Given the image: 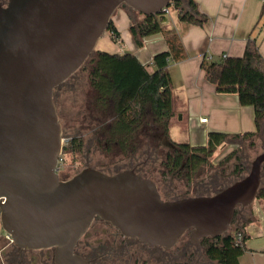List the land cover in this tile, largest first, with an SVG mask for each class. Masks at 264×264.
Segmentation results:
<instances>
[{"label":"water","instance_id":"1","mask_svg":"<svg viewBox=\"0 0 264 264\" xmlns=\"http://www.w3.org/2000/svg\"><path fill=\"white\" fill-rule=\"evenodd\" d=\"M170 2L0 0V225L21 251L52 249L55 264H89L75 247L98 218L165 251L189 232L200 253L201 239L226 234L235 209L254 202L264 150L246 175L209 196L165 200L133 168L108 174L87 166L59 178L54 90L86 62L117 9L156 15Z\"/></svg>","mask_w":264,"mask_h":264},{"label":"trees","instance_id":"2","mask_svg":"<svg viewBox=\"0 0 264 264\" xmlns=\"http://www.w3.org/2000/svg\"><path fill=\"white\" fill-rule=\"evenodd\" d=\"M167 9L174 10L182 23L202 26L206 22L193 0H171ZM130 17L128 32L137 47L142 46L144 38L160 34L167 50L153 56V71L149 72L147 66L131 53L110 54L94 49L77 71L85 72L89 91L82 113L66 123L69 132L65 131L67 141L62 146L58 172L64 171L63 156L67 153L73 159L92 150L104 155L113 153L115 159L126 162V168H133L137 174L153 180L165 200L209 196L246 175L252 160L245 149H253L259 142L264 150V59L256 42L248 40L241 57L211 60L204 55L201 62L206 81L217 93L236 94L241 106L253 108L255 131L241 134L210 132L203 146L171 142L173 148H164L159 136L168 137L169 121L173 116L168 66L188 55L180 35L174 29L164 27L168 21L167 13L144 16L132 12ZM105 31L113 40L119 38L112 20ZM57 114L63 124L58 111ZM227 146L232 150L214 163L217 151ZM120 170L124 169L118 168L112 173ZM254 203L264 205V164L254 202L243 209H235L226 234L201 239L199 253L186 232L174 248L162 254L159 264H168L167 253L178 245H183L182 254L187 255L190 262H176L178 257H175L170 259V264H239L243 253V228L255 220ZM184 240L185 244H180ZM152 249L155 248H148ZM195 254L196 260L191 262Z\"/></svg>","mask_w":264,"mask_h":264},{"label":"crops","instance_id":"3","mask_svg":"<svg viewBox=\"0 0 264 264\" xmlns=\"http://www.w3.org/2000/svg\"><path fill=\"white\" fill-rule=\"evenodd\" d=\"M206 18L202 26L182 23L174 15L164 24L181 37L187 58L168 66L172 90V112L168 139L174 128L187 133L188 144L203 146L207 134L222 132L241 134L255 131L254 111L251 106H241L236 94H219L208 83L201 68L204 55L211 60L220 57H241L246 42L254 40L264 59V0H193ZM132 13L117 9L111 20L119 34L111 54L131 53L148 71L152 72V58L167 50L160 34L150 35L137 47L128 32ZM138 19H140L138 17ZM206 119L202 123L200 119ZM195 142H192L193 138ZM255 220L243 228V253L239 264H264V205L254 203Z\"/></svg>","mask_w":264,"mask_h":264},{"label":"rangeland","instance_id":"4","mask_svg":"<svg viewBox=\"0 0 264 264\" xmlns=\"http://www.w3.org/2000/svg\"><path fill=\"white\" fill-rule=\"evenodd\" d=\"M6 1V0H5ZM174 15H168V18H173ZM116 44L113 40L110 39L108 33L104 31L102 36L99 38V40L96 43L95 50L99 51H105L107 53H113L112 51L116 49ZM86 74L83 71H79L75 74L73 79H70L67 84L61 88L55 91L54 93V101L56 105V109L62 118L63 124H61L62 128V137L65 138V131L67 133L69 132V129L66 127V123L68 120L75 118L77 115H80L82 113V107L85 106V100L87 97V92L89 91V88L86 85ZM66 133V134H67ZM161 139V142L163 143L164 148H169L167 146V141H169L168 137H164L162 135L159 136ZM169 137L172 141L175 143H187L188 137L187 133L184 131H180V128H174L171 133L169 134ZM195 137L192 139V142H195ZM232 150L231 146L220 148L214 158V163L218 162L223 156H225L227 153H229ZM166 151V149H165ZM263 151V148H261V145L259 142L256 143V147L253 149H245L244 152H247L250 156V161L253 160V158L261 153ZM104 155L100 151H91L89 154L86 155V153L81 156H77L76 159H73L72 155L67 153L63 156L64 158V171L58 172L59 176L62 179H68L72 177L76 172L80 171L81 169L89 166L98 170H101L106 173H112L116 169H128L126 167L127 164L125 161H121L119 158H114L112 155ZM5 233L1 228L0 225V237H4ZM186 240H184L180 244H185ZM117 244V243H114ZM126 244V243H121ZM5 244H0V247H2ZM183 245H178L175 250L168 252V260L166 263L170 264L171 260H174L175 257H178L176 262H190L188 261L190 258H188L187 255H183ZM107 252L108 257H105L106 259L104 264H141L143 262H147V264H159L160 258L162 257V253L160 250L152 249L148 250V248H145L144 246L140 244H131L128 246V248L124 249L120 246H107ZM195 257V258H194ZM191 260V262H194V259L196 260V254ZM173 258V259H171ZM116 259H119L117 262ZM171 259V260H170ZM195 264V263H191ZM201 264V263H199Z\"/></svg>","mask_w":264,"mask_h":264},{"label":"flooded vegetation","instance_id":"5","mask_svg":"<svg viewBox=\"0 0 264 264\" xmlns=\"http://www.w3.org/2000/svg\"><path fill=\"white\" fill-rule=\"evenodd\" d=\"M3 1L5 2V0ZM59 178L65 180L60 176ZM137 242L140 241L122 236L108 223L95 218L86 233L78 241L75 253L88 260L89 264H104L103 262L106 261L104 258L109 256V252H107L108 245L127 249L129 245ZM0 244H5L0 247V264H55L52 249L21 251L19 247L9 240L6 233L4 237H0ZM141 245L148 247L143 243ZM152 248L160 249L162 254L165 253V250L160 247ZM116 261L118 262L119 259H116Z\"/></svg>","mask_w":264,"mask_h":264},{"label":"built area","instance_id":"6","mask_svg":"<svg viewBox=\"0 0 264 264\" xmlns=\"http://www.w3.org/2000/svg\"><path fill=\"white\" fill-rule=\"evenodd\" d=\"M164 12L167 13V9ZM199 121L202 122V123H204V122H206V119L205 118L204 119H200ZM65 141H67V139H63V143ZM60 162H61V159H60ZM58 163H59V160H58ZM57 172H58V164H57ZM8 238H9V236H8ZM9 240H10V238H9Z\"/></svg>","mask_w":264,"mask_h":264}]
</instances>
